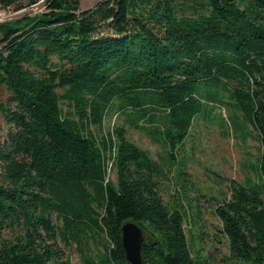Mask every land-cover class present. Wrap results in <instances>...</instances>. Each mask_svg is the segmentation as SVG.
Listing matches in <instances>:
<instances>
[{"label":"trees","instance_id":"obj_1","mask_svg":"<svg viewBox=\"0 0 264 264\" xmlns=\"http://www.w3.org/2000/svg\"><path fill=\"white\" fill-rule=\"evenodd\" d=\"M201 1L185 14L177 0H0V11L42 4L0 23V264H70L72 248L82 264H128L126 221L146 234L143 264H209L178 195L161 196L163 167L128 130L171 165L215 107L261 154L257 181L231 180L214 212L230 259L264 264V0Z\"/></svg>","mask_w":264,"mask_h":264},{"label":"rangeland","instance_id":"obj_2","mask_svg":"<svg viewBox=\"0 0 264 264\" xmlns=\"http://www.w3.org/2000/svg\"><path fill=\"white\" fill-rule=\"evenodd\" d=\"M100 0H79L81 10L93 7ZM201 0H177L185 14L201 8ZM42 9L39 3L22 11L7 10L6 21L18 19L26 14H35ZM5 22V21H3ZM2 23V22H1ZM9 93L0 87V107L6 104ZM232 122V120L230 119ZM227 112L215 107L212 115H199L182 145L174 152L170 165L160 143L151 141L146 135L128 130V139L147 151L166 172L160 180L159 188L163 200L170 204L178 195L187 211L184 230L189 243L194 241L193 254L199 253L209 264H240L231 260L227 240L221 230V223L215 215V207L229 192V183L243 184L257 181L256 163L261 154L256 134L243 129L242 123L230 125ZM121 123L120 115H110L104 119V131H111ZM0 112V128L5 129ZM3 134V133H2ZM108 178L115 182V170L108 171ZM199 242V246L197 245ZM70 264H82L75 250L68 249Z\"/></svg>","mask_w":264,"mask_h":264},{"label":"water","instance_id":"obj_3","mask_svg":"<svg viewBox=\"0 0 264 264\" xmlns=\"http://www.w3.org/2000/svg\"><path fill=\"white\" fill-rule=\"evenodd\" d=\"M121 244L128 264H143L140 250L145 245L146 234L137 223L126 221L120 229Z\"/></svg>","mask_w":264,"mask_h":264},{"label":"built area","instance_id":"obj_4","mask_svg":"<svg viewBox=\"0 0 264 264\" xmlns=\"http://www.w3.org/2000/svg\"><path fill=\"white\" fill-rule=\"evenodd\" d=\"M6 12L7 10L0 11V23L6 21V17H7Z\"/></svg>","mask_w":264,"mask_h":264}]
</instances>
